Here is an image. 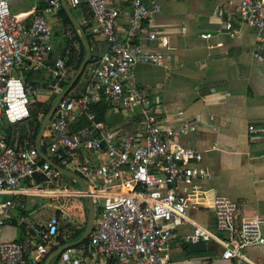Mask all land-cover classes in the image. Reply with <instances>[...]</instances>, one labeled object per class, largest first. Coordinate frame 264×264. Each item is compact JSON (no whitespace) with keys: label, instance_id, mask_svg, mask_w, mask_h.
<instances>
[{"label":"built area","instance_id":"2783aa9c","mask_svg":"<svg viewBox=\"0 0 264 264\" xmlns=\"http://www.w3.org/2000/svg\"><path fill=\"white\" fill-rule=\"evenodd\" d=\"M65 1L69 9L82 5L87 8L91 28L103 37L107 51L86 68L82 92L58 103L44 134L47 145L41 141V148L45 147L43 153L53 162L57 160V165L76 174L87 193L51 189L63 176L42 160L35 144H8L3 132L6 125L24 124L30 117L31 87L26 84L25 73L45 72L54 88L66 78L65 62L52 57L53 31L48 23V18L58 15L60 1L33 0L30 11L15 14L5 0H0V264H40L60 234L61 221L54 214L35 230L38 243L30 254L22 243L2 240L7 222L15 211L24 208L19 198L22 196H38L43 201L46 197L57 201L92 199L95 218L87 243L62 252L58 264H163L174 230L186 224H192L193 230L184 237L183 244L211 242L221 248L223 260L255 264L244 250L264 244V217L240 219L237 203L212 189L186 195L178 192L180 185L190 187L195 180L208 176L201 166L202 155L177 141L195 127L162 126L144 108L146 94L135 84L132 72L136 64L159 65L164 58L159 53H145L141 45L144 38L160 39L162 46L168 45L166 37L149 27L159 7L144 0ZM125 2H129L131 13L120 34L118 19ZM239 18L256 30L264 58V0H242ZM222 29L234 33L231 22L223 24ZM74 34L75 30H66L64 38L72 39ZM101 102L130 114L140 107L143 142L98 121L94 107ZM81 120L87 126L74 130ZM248 133L251 141H262L264 125L250 124ZM80 152L93 161L81 163ZM35 175L44 177L43 184L27 188L25 181ZM190 209L212 212L215 231L192 223ZM82 223L85 219L77 221L75 229L82 230Z\"/></svg>","mask_w":264,"mask_h":264},{"label":"crops","instance_id":"0c3cea01","mask_svg":"<svg viewBox=\"0 0 264 264\" xmlns=\"http://www.w3.org/2000/svg\"><path fill=\"white\" fill-rule=\"evenodd\" d=\"M5 1L15 14H25L33 5V0ZM241 1L144 0L159 7L149 27L166 37L168 45L162 46L160 39H142L145 53H159L164 58L159 65L138 63L132 73L135 84L146 94L144 108L155 115L162 126L176 128L191 124L195 127L177 141L202 155L201 166L208 176L195 180L190 187L180 185L178 192L186 195L194 190L212 189L237 203L240 219H252L254 216L264 217V140L253 142L248 133L250 124L264 125V58L260 55L256 30L240 22ZM130 13L129 2L123 3L118 19L120 34L127 26ZM50 18L62 22L59 15ZM227 22L233 26V35L222 29ZM91 24L90 20L86 30L92 38L91 54L99 58L107 51V45L100 34L93 32ZM66 30L69 29L63 27V38ZM204 34L211 36L204 39L201 37ZM68 40L72 47L78 48L75 41ZM62 44L59 49L63 48ZM57 58L58 54H54L53 59ZM39 73L42 80L37 88L45 90L47 74ZM84 77L74 90L75 95L82 92ZM139 114L140 107H135L134 113L130 114L110 105L98 113L109 129L134 135L143 142ZM43 139L42 143L47 145L48 140ZM78 157L81 163L93 161L81 152ZM22 199L24 208L14 212L1 238L20 242L18 237L26 236L28 242L20 243L30 254L36 243V228L31 221L26 222V216L38 206V202H45L51 208L50 216L60 212L61 205H57L59 201L48 205L49 199L43 201L38 196H23ZM188 217L192 223L215 231L216 220L212 212L190 209ZM22 219L27 224L25 230L20 226ZM192 230V224L174 230L163 264H241L235 260H223L221 248L211 242L205 252L185 251L183 239ZM262 233L264 236V226ZM244 255L255 264H264V244L245 249Z\"/></svg>","mask_w":264,"mask_h":264},{"label":"trees","instance_id":"16d2710c","mask_svg":"<svg viewBox=\"0 0 264 264\" xmlns=\"http://www.w3.org/2000/svg\"><path fill=\"white\" fill-rule=\"evenodd\" d=\"M71 12L74 14L75 18L77 20H79L82 24V29L84 31V34L86 36V39L91 47V36L87 34L86 30H87V26L90 25V16L87 13L88 10L85 6H81L79 9H70ZM58 15L61 17L63 24L71 31L74 32V28L69 20V18L67 17L65 11L62 9V7L60 8ZM73 41H75L78 44V48H74L72 47L70 44V46L67 44V42L64 44L63 48L61 49L60 53H59V58H61L64 62L66 67L69 69V67L71 65H75L76 70L79 68V65L81 64L84 55H85V50L83 48V45L81 44V41L79 40L78 36L76 34H74ZM54 56V54H52V57ZM98 59L96 57H94L92 54L90 56V59L88 61V64L86 66V68L93 62H95V60ZM86 68L84 70V73L81 75V77L78 79V81L74 84V86L72 87L71 91L69 92V94L66 97L69 96H76L74 94V90L76 89V87H78V85L80 84V82L82 81V78L84 77ZM40 73H33V72H27L25 75V81L26 84H28V86H30L32 84V86L34 85V87H37L40 83V80H42V76H39ZM75 75V73L67 79V77L61 81L59 83V87L61 88V90L63 91L65 89V87L67 86L68 82L71 80V78ZM30 83V85H29ZM33 107L31 108V112H30V117L28 118V120L24 123V124H16V125H8L10 127H8L7 129L4 127L3 128V132L4 135L6 137V142L8 144L14 145L17 143H24V142H28L30 144H34L37 134L39 132V129L41 127V123L44 119V117L47 115L49 109L51 106L49 105H45L44 103L40 102V101H36V102H32ZM95 108V107H94ZM108 105L104 104V103H100L96 106V113H97V120L101 121V119L99 118V110L101 111H105L107 110ZM42 115V118H40V116ZM87 126L86 122L81 120L78 121L75 125H74V130H79L82 128H85ZM45 139H43L44 141ZM42 152L45 153V147H42ZM54 160V159H53ZM54 162L56 164H59V162L57 160H54ZM63 180H65L67 183L70 184L69 180H67L66 178H62ZM44 182V177L41 175H35L32 179L26 180L25 181V185L28 188L34 187L36 185H41ZM20 200L22 202H24L22 199V197H19ZM21 229L25 230L27 227L26 223H22L21 225ZM36 229H39L40 227L38 225H35ZM83 230V229H82ZM82 230L80 231H75L71 237L65 239L63 238L60 234L58 235V237H56L55 241L58 243V247L69 243L75 239H77L79 237V235L81 234ZM35 233V232H34ZM87 243V241H85L82 245L76 247V248H80L81 246L85 245ZM24 245V244H23ZM25 246V245H24ZM185 247V251L189 252V246L190 245H184ZM58 247H52L51 249H49L48 254L46 255V257L42 260V262L40 264H44L45 259L47 258V256L52 253L55 249H57ZM58 260V258H57Z\"/></svg>","mask_w":264,"mask_h":264},{"label":"rangeland","instance_id":"374dc122","mask_svg":"<svg viewBox=\"0 0 264 264\" xmlns=\"http://www.w3.org/2000/svg\"><path fill=\"white\" fill-rule=\"evenodd\" d=\"M56 16L57 15H55L53 17H56ZM48 23H49V25L53 31V45H55L54 54L59 55V53L61 51V49H59V47L62 43H63L62 46H64V43H65V40L62 36V33H63L62 30H63V27H65V25L63 24V22H55L51 18H48ZM66 40H67L66 41L67 44L69 45L71 43V41L68 39H66ZM76 71L77 70H76L75 65L74 64L71 65L69 67V69H67V73H66L67 79L70 78L74 73H76ZM44 81L46 83L47 89L41 90V89H38L37 87L34 88V85L30 88L31 89L30 90V92H31L30 101L31 102L41 101L46 106L47 105L51 106L54 103V101L56 100V98L58 97V95L62 92V90L59 86L54 88L53 82L48 81L47 78H45ZM32 107H33V105H32ZM41 118H42V115L40 116L39 119H41ZM50 188L51 189L59 188V189L75 190V187L73 186V184L71 182L69 184L65 180H62L61 183L59 182V184H57L56 186H51ZM45 199H49L48 205L49 204L50 205L56 204V201H57L56 198H47L46 197V198H44V200ZM59 201L60 202L57 205L58 206L59 205L64 206V210L62 212L60 211V212L56 213L58 215V217L60 218V221H61L60 235L63 238L67 239V238L71 237V235L76 231L75 223H77V221H84V219H85V224H86V209H85V206L83 203V198H69L67 200H65L63 198H59ZM29 209L30 208H28V210ZM50 209H51L50 207H48L46 205L42 206L41 202H38V206H36L35 208H32L30 214L26 216V222L29 223L31 221L34 225H38L40 227L39 229H41V227L45 225L47 219L50 216V214H49ZM85 224L82 223V227L83 226L85 227ZM39 229H35V230H39ZM18 238H19L20 242H22V243L28 242L26 236H22V237H18ZM37 243L38 242H36L35 245ZM52 247H58V243L55 240L52 241V243L49 246V249H51ZM51 264H58L57 260L52 262Z\"/></svg>","mask_w":264,"mask_h":264},{"label":"water","instance_id":"95a60500","mask_svg":"<svg viewBox=\"0 0 264 264\" xmlns=\"http://www.w3.org/2000/svg\"><path fill=\"white\" fill-rule=\"evenodd\" d=\"M59 1H60L62 9L65 11V13H66L67 17L69 18L74 30L76 31V34H77L79 40L81 41V44L83 45V48L85 50V55H84V58H83L81 64L79 65V68L77 69L75 75L68 82L65 89L58 95V97L56 98L54 103L51 105L47 115L44 117L34 144L38 150L39 156L42 158L43 161L48 163L54 170L59 172L64 178L69 180L77 190H79L82 193H87V189H86L85 185L83 184L81 179L76 174H74V173L60 167L59 165H57L55 162H53L49 157H47L42 152V148H41V141H42L43 136L46 132L47 126H48L50 120L52 119V117L55 113V110H56L58 103L69 94V92L71 91L74 84L78 81V79L84 73V70H85V68L88 64V61L90 59V56H91V48H90V45L86 39V36H85L84 31L82 29V26L80 25L78 20L75 18L74 14L69 9L66 1L65 0H59ZM83 203H84V206L86 209V224H85V227L82 230L81 234L79 235V237L77 239L58 247L52 253H50L47 256V258L45 259L44 264H51L52 262L57 260V258L59 257V255L62 252L66 251L68 249H71V248L78 247L87 240L89 234L92 231L93 225H94L95 212H94V205H93L92 199L90 197H84ZM206 250H207V244L201 243V244L190 245L188 251H189V253H195L196 254V253L205 252Z\"/></svg>","mask_w":264,"mask_h":264}]
</instances>
